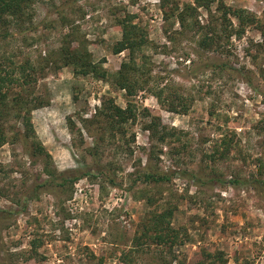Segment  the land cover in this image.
<instances>
[{
    "label": "rangeland",
    "instance_id": "obj_1",
    "mask_svg": "<svg viewBox=\"0 0 264 264\" xmlns=\"http://www.w3.org/2000/svg\"><path fill=\"white\" fill-rule=\"evenodd\" d=\"M31 1L30 19L0 27V61L37 78L7 98L28 103L34 130L4 121L0 208L21 211L0 221V264H264V0ZM126 20L147 38L133 63ZM64 41L105 75L57 65ZM94 164L106 173L52 185L22 210L51 172Z\"/></svg>",
    "mask_w": 264,
    "mask_h": 264
},
{
    "label": "trees",
    "instance_id": "obj_2",
    "mask_svg": "<svg viewBox=\"0 0 264 264\" xmlns=\"http://www.w3.org/2000/svg\"><path fill=\"white\" fill-rule=\"evenodd\" d=\"M31 0H0V27H4L5 29H8L10 22L12 21V18H25L27 17L30 19L32 16L28 12V7L29 3ZM32 2V1H31ZM227 6L224 4L223 1L220 2V5H218L219 10H223L224 13L227 15L229 12H233L234 10H226ZM236 15H239L238 17L243 21L244 17V12L240 9L237 10ZM7 13V15H6ZM252 21H255L254 18H251ZM123 40L121 42V49H129L130 50V60L129 62L133 63L135 62V54L137 53L138 50L143 49V45L147 44V38L142 35L141 29L138 24L132 23L129 21L123 22ZM8 30L5 31V34H2L0 36V39H4L8 36ZM206 45L209 44V38L204 39ZM85 49V48H82ZM79 49L78 47L71 46L68 44V42L64 41L61 48L59 49L58 53L59 58L55 60V63L57 65H61L60 61L63 63V65H72L75 67L76 72L83 73V74H89V73H94L98 74L99 77L104 76L105 72H102V66L101 64L95 62L92 57L90 56V53L88 51ZM49 59L53 60V54L50 53L48 56ZM46 59V58H45ZM8 60V59H5ZM4 60L0 61V144L4 143L5 140L7 139L6 132L4 127V121L6 117L9 115H15L17 118H21L23 121L24 126L27 128V136L30 135L29 131L34 130L33 129V122L31 120V116L29 114H22L21 110L23 109L21 106L23 103H26L23 99V102H19L18 97L14 100L15 104L8 103L7 98H8V93L10 86L13 85L16 82H36L37 78L33 74L36 70V68L32 65H29L31 68L30 70L33 71L30 73L27 71V67L23 66H17L20 69V75L16 76L17 72V67H5L4 65ZM130 63H124L123 68L120 71V74L124 76L125 74V69L129 66ZM124 80V79H121ZM126 81L124 80L123 86L128 87L130 93H131V87H129V84L125 83ZM167 88V87H166ZM166 88H160L159 90H155L154 94L158 97V99L161 101L162 104H164L166 101L163 97L165 89ZM21 98V97H20ZM18 99V101H17ZM17 101V102H16ZM42 102L40 104L44 105V100L41 99ZM27 104V105H26ZM25 106H28V103H26ZM169 107L175 111L177 110V106L175 104H170ZM110 111L112 109L114 112H109V114H113L114 117H119L118 121H125L129 117H131L132 114L129 113V107L126 109L121 108L120 106H116L113 104H110ZM17 109V111H13L15 114H13L12 110ZM115 119V118H114ZM95 148H91L90 153ZM95 163V162H94ZM94 173H106L105 170L102 168L100 164H94V165H87L84 168H76V169H69L65 171H56V172H51V176L41 182H36L35 184L31 185L26 189L25 193V203L22 204L24 207L22 210H24L27 206V202L31 201L33 199H36L39 196V193L42 191H45L46 189L50 188L52 185H57L60 187H65L68 184H73L74 182L84 178V177H95ZM173 174V173H172ZM146 176V181L147 182H164V181H169L170 176L166 172H152V171H147L145 174ZM193 178H198L197 174L192 175ZM58 181V182H57ZM259 184L264 185V180H256ZM57 182V183H55ZM232 185L238 186L243 183H250V180L242 181L240 179H232L229 181ZM21 211V209H15V210H10V209H5V208H0V221H3L5 219H9L12 217V215L17 214ZM166 215L162 214L158 220H160V224L165 222ZM156 222V221H155ZM156 226L155 228L158 229L157 224L158 222L155 223Z\"/></svg>",
    "mask_w": 264,
    "mask_h": 264
}]
</instances>
